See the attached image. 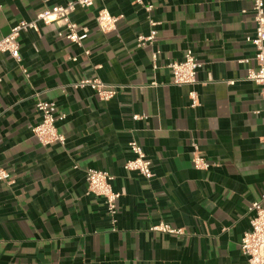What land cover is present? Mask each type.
<instances>
[{
  "label": "crops",
  "instance_id": "obj_1",
  "mask_svg": "<svg viewBox=\"0 0 264 264\" xmlns=\"http://www.w3.org/2000/svg\"><path fill=\"white\" fill-rule=\"evenodd\" d=\"M70 1L0 0V39ZM102 10L120 17L114 31L98 29ZM70 19L88 31L81 46L58 36L60 23H39L18 38L20 62L0 54V167L11 175L0 183V264H245L248 208L264 194V107L246 80L250 1L95 0ZM187 51L200 64L196 84L175 86L168 66ZM83 79L117 94L99 101L73 88ZM38 100L64 116V146L32 137ZM131 141L151 161L150 180L123 169ZM194 147L206 171L193 167ZM86 169L111 176L114 219L88 191ZM159 223L184 235L149 231Z\"/></svg>",
  "mask_w": 264,
  "mask_h": 264
},
{
  "label": "built area",
  "instance_id": "obj_2",
  "mask_svg": "<svg viewBox=\"0 0 264 264\" xmlns=\"http://www.w3.org/2000/svg\"><path fill=\"white\" fill-rule=\"evenodd\" d=\"M39 1L43 2L44 0ZM94 1L71 0L62 6L44 8L37 14L33 21L16 24L5 37L0 39V54H8L13 61L16 63L20 62L18 38L22 32H37L39 23L45 26L60 23L64 31L59 32L58 36L76 46H81L87 39L88 31L86 28L78 27L71 21L70 17L76 8H90L93 6ZM135 1L141 4V0ZM249 1L253 13L254 31L251 36L245 38V42L254 50V66L247 70L246 80L259 87V96L264 107V0ZM151 9V6L146 7L148 12ZM119 19L120 17H113L107 11L102 10L99 11L96 17V23L102 33H109L115 30L116 23ZM152 41L153 34L147 38L139 37L137 39L138 46H141L143 43H151ZM240 63L246 64L248 61L242 60ZM199 67L200 64L196 61L191 51H187L182 61L171 63L168 66L172 84L175 86L190 87L195 85ZM23 73L26 75L25 71ZM73 88L89 89L99 101L103 102L110 101L117 94L115 87L105 85L96 79H83L78 81ZM188 96L190 107H198V95L195 92H190ZM35 110L39 115V122L30 129L32 137L42 147L52 145L64 146L65 137L57 126L58 120H62L64 116H57L56 105L52 102L38 100L35 103ZM262 114L264 116V109ZM140 118L139 116L133 117L134 120H139ZM128 148L133 158L124 164L123 169L127 172L136 173L146 180H150L153 177L151 161L135 141H131L128 144ZM191 162L196 170L206 171L209 168V164L197 147L193 148ZM84 174L88 191L94 196L103 199L107 214L114 219L117 201L121 195L112 190L111 176L107 172L95 169H86ZM10 181V173L0 167V183H9ZM248 213L252 215L249 219V229L241 237L240 251L245 258V264H264V194L259 200L251 203L248 208ZM149 231L176 237L184 235L183 229L172 228L164 223L150 227Z\"/></svg>",
  "mask_w": 264,
  "mask_h": 264
}]
</instances>
